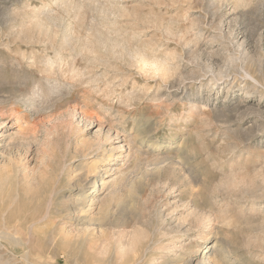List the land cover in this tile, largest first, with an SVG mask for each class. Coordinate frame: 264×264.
<instances>
[{"label": "rangeland", "instance_id": "1", "mask_svg": "<svg viewBox=\"0 0 264 264\" xmlns=\"http://www.w3.org/2000/svg\"><path fill=\"white\" fill-rule=\"evenodd\" d=\"M64 37L75 41L69 53L59 51ZM137 54L163 63L167 71L142 66ZM48 62L58 71L76 65L84 71L85 84L68 96L47 99L45 111L23 112L38 133L30 148L35 154H27L26 161L31 167L45 154L47 170L28 193L16 180L4 191L6 203L15 200L10 220L16 218L18 225L8 231L12 243L0 240L2 264H67L62 257L67 249L48 243L47 226L30 230L31 217L43 211L50 191L65 186L61 168L77 161L69 158L73 143L96 138L109 125L142 160L170 150L195 176L182 188L177 177L168 176L166 183L167 174H162V182L154 179L136 190L137 210L131 212L152 221L142 231L150 234V244L167 248L148 250L143 262L152 256L159 261L166 254L172 259L181 255L182 247L190 251L178 259L192 258L216 237L226 247L229 263L264 264V0H0V134L16 130L10 127L16 95L29 93L37 83L44 92ZM124 113L125 122L118 121ZM148 117L154 132L145 143L157 146H141L137 152L134 131ZM70 121L79 126L78 138L63 127ZM48 131L52 135L46 150L41 144ZM0 141L6 142L4 148L13 147L6 138ZM135 172L128 184L146 175L141 169ZM112 177L116 175L106 176ZM120 193L132 200L128 189L122 187ZM195 207L207 217L190 230ZM157 211L163 215L162 226H179L183 232L147 234L158 225L153 216ZM127 231L128 239L132 230ZM86 246L75 247L68 264H97L96 254Z\"/></svg>", "mask_w": 264, "mask_h": 264}, {"label": "bare ground", "instance_id": "2", "mask_svg": "<svg viewBox=\"0 0 264 264\" xmlns=\"http://www.w3.org/2000/svg\"><path fill=\"white\" fill-rule=\"evenodd\" d=\"M74 42V40L71 41L64 37L59 44V51H66L68 53L71 52L70 48L74 44ZM136 57L138 58V62L142 66H149L153 71L164 73L167 71L163 63L148 61L146 57L138 54ZM52 64H49L48 62L47 66H49H46L45 69L46 74L48 73V76L43 77L45 79L44 84H42L45 86H43L44 92H42V86L40 84L39 86L37 83V85L34 84V86L30 88L31 90L29 93L25 95H22V93H20L21 95H16L14 97V104L16 106L14 111L16 115L14 116L13 122L12 124H10V127L12 125L15 126L16 130L12 133H8V130L6 131V133L8 134H6L5 132L0 134L1 139L6 138L8 143L13 146L10 147V149L4 148L5 144L2 145V143L6 142L0 141V147L4 148H0V240L6 241L10 239L11 242L14 237L12 234L8 233V231L17 230L18 225V220L14 221L16 218H14V220H10V210L15 200H11L10 203L5 202L3 198V195L6 193L5 189L12 188L9 187V185L12 184L10 182L12 180H16V184L21 187V190H23L24 193H28L34 183L44 178L45 170H47L45 154H41L38 158H35V163L31 167L26 161L27 154L30 155V157L31 155L35 154V152L33 154L30 151V148L33 140L37 139L38 133L36 132L37 130H33V127L31 126L29 120V116L23 115V112H30L32 114L35 112H39V109L45 111L46 107H44L43 104L47 99L52 96H68L77 88L78 85L80 86L81 84H85L82 78L85 76L83 74L84 71L79 70L76 65L68 66V69L66 71H58L57 69L53 68ZM59 77H61V79H59ZM65 78H67V80H65ZM75 78L77 79L75 80ZM72 111L70 116L75 118L73 116L75 113L72 114ZM125 119L126 116L124 113V115H121L119 117L118 121L125 122ZM148 121L149 117L144 118L140 122V124H138V129H136L135 131L133 130L134 137L132 139L138 140V142L136 143L137 146L135 147L138 150L137 152H139V148L141 146H144L146 150L148 148L157 146V142L149 141V143H145L146 138L154 132L153 129H150L148 127ZM74 124L70 121V123L63 125V127L70 133L71 136L73 135L78 138L79 136L76 135L78 131H80V129L78 125ZM106 127L107 130L105 132H102V128L100 129V135H97L98 137L96 138L92 137L91 139H86L85 137V139L82 138L80 139V141L73 143L75 149L73 150V154L71 155V157H69L70 155H68V157L70 158V160L77 159V161H73V163L71 162V164L64 166V169L61 168V170H63L65 174V186L50 191V196L45 204V207L43 208V211H41V213H37L35 210L38 215L35 218H33L34 215L32 214L31 222L29 225L30 230L36 231L37 229H40L41 227L38 226L39 224L47 226L50 229L47 239L48 243L50 245L58 243L60 247L62 246L68 250V252H66V250L62 253V257L65 259L67 264L69 258L73 255L74 248L80 245H87L90 251L96 254L98 258V260H96L97 264H179L180 262V264H231L229 263V260H226V247L224 246L222 241L217 239L215 236V238L212 239V245L210 247H208V245L206 244L204 247L200 249L198 248L197 250H195L194 256H191L192 258H186L182 261L178 259L181 256H186L190 251V248L182 247L181 255L176 254V256H174V258L172 259H168L166 254V257L159 261L158 258L156 259L154 258L155 256H152L151 259L149 258L150 260H148L147 262H143V259L147 256L146 252L148 250L151 249L153 251L158 248V250L164 252V250L167 249L164 245L161 247H155L156 245H151L154 243L150 241L151 238H149V233L157 232V234L161 235L162 237H168L170 235L181 232L182 229L179 226L168 228L162 226L161 222L163 215L162 213H160V211H157V213H153L154 219L156 223H158L157 227H155L154 229L152 226L151 231L147 233L149 235L144 236V233L142 232L143 228H151V225L153 224H151L152 221L150 219L144 218V214L142 215L140 212L135 211L133 212L134 215H131L132 217L130 216V214L132 213L131 209H135L134 207L138 205L136 202V199L138 197H134V195H136L135 192H137L136 190L138 188L149 186L152 182H156L154 181V179L162 182V178L166 174L167 175L164 176V182L167 183L168 180L171 179H169L168 176H175L177 177L178 184L183 188V186H186V184H190L191 180L194 179L195 176L194 173L185 166L183 161L179 160L180 158L178 159V161H176V159L169 155L170 150H164L162 153L163 156L150 155V157L152 156L153 158L146 157L144 160H142L136 153V151H132L134 147L131 148L125 138L121 139L122 136L117 130L113 131L112 133V125ZM52 132L48 131L44 133L46 140L41 144V146L46 150L50 149L51 137L49 136L52 135ZM114 140L116 141V143H113ZM183 144H185L184 140L181 142V145L177 149L178 153L181 152ZM13 151L15 153L14 155L12 154ZM90 155L93 156V159H91L90 162H87L86 160H89L88 157ZM145 161L148 162H146V165L144 164ZM117 163L119 165H117ZM97 164H103L104 166H100ZM113 164H115V168H112L111 165ZM156 165L160 166L157 168L155 167L154 169L149 168L150 166ZM136 169H141L146 174L144 175L145 177L142 176L144 179L140 180L139 178L140 181L137 180V183L128 184V177L131 176ZM110 173L114 176L116 175V177H112L110 179L106 178L107 174ZM144 173H142V175ZM162 174L163 176L161 178ZM122 187L128 189L129 194L131 193V196H133L132 200L130 199L131 201L127 202L126 200L128 199L125 200L124 196L120 195ZM186 188L184 187V189ZM184 189H181V191H184ZM190 189L191 187L189 188V190ZM64 191H67L68 193L64 194ZM8 193L11 192H9L8 190ZM44 195L46 196L47 194L45 193ZM129 208L130 213L127 212ZM28 209L30 208L28 207ZM143 209L144 211L147 210L146 208ZM192 214L196 216V220L195 225L189 224L190 230L194 227L203 225L204 221H206L205 218L207 217L203 213H200L197 208L194 209V212ZM129 228H131L132 232L127 239V230ZM145 237L146 239H148L147 241L145 240ZM156 239H160V237ZM207 247L209 248V250H206ZM93 258L94 257H92V259ZM72 259L74 262H77L78 260L77 257H73Z\"/></svg>", "mask_w": 264, "mask_h": 264}]
</instances>
